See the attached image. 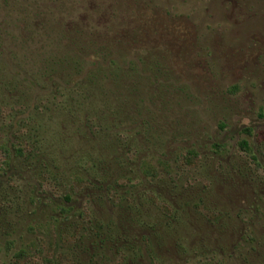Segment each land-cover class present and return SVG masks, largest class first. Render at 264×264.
<instances>
[{"label":"rangeland","instance_id":"374dc122","mask_svg":"<svg viewBox=\"0 0 264 264\" xmlns=\"http://www.w3.org/2000/svg\"><path fill=\"white\" fill-rule=\"evenodd\" d=\"M45 27L57 29L64 45L83 44L78 57L88 62L85 73L96 45H112L111 56L125 61L127 71L133 62L135 81L122 69L123 81L109 89L126 92L122 102L133 89L134 102L129 114L115 118L118 128L95 139L85 128L69 134L59 125L66 113H48L44 120L55 119V129L62 127L71 140L48 150L62 183L54 173L38 174L39 156L32 165L15 158L11 169L1 172L0 264H45L58 206L117 224L124 215L115 201L134 209L130 235L133 248L141 247L125 264H264V0H0V74L17 66L15 55L31 67L40 53H52ZM31 31L33 39L27 38ZM108 96L109 103H119ZM30 97L35 105L41 99L39 93ZM0 108L9 109L1 102ZM1 109L0 125H9L11 118ZM90 119L96 125L99 118ZM3 131L0 139L11 138L12 129ZM242 140L249 142L250 155ZM215 143L225 146L221 153H215ZM188 150L201 155L192 174L180 171L177 162ZM86 153L104 162L98 172ZM86 171L101 175V189L83 190L67 203L64 187ZM38 180L45 195L36 192ZM111 181L118 189L110 191V200L104 188ZM174 182L182 188L173 190ZM149 194L174 209L172 227ZM151 227L158 228V239ZM148 234L146 247L142 236ZM114 248H105L102 258L69 252L76 262L67 264H124ZM20 251L25 256L17 261Z\"/></svg>","mask_w":264,"mask_h":264},{"label":"trees","instance_id":"16d2710c","mask_svg":"<svg viewBox=\"0 0 264 264\" xmlns=\"http://www.w3.org/2000/svg\"><path fill=\"white\" fill-rule=\"evenodd\" d=\"M46 29L47 33L45 37H48L50 44L52 43L51 45L55 47L54 50L50 49V51L52 50L51 54L46 55L40 53L38 55L40 57L39 59H31L30 63L34 64L31 67L23 65L22 61L24 62L26 60L19 56L21 61L15 55L13 64L17 66L11 67V73L9 74H0V102L9 108L0 109L3 112L6 111L7 113L3 114H7L11 118L9 119V125L1 123L0 132L6 133L3 130L7 128L13 130L11 138L9 136L5 139L4 136L0 139V153L2 158L0 159L2 161L0 177L11 169L15 158H19L21 163L32 165L30 163L31 160L39 156L38 174H42V171L50 172L51 174L54 173L58 176L56 181L59 184L62 183L60 182L62 179L59 177L62 172L51 158V152H48V150L50 151L49 148H59L58 144H61L62 147L64 146L63 141L65 143L68 141L71 142L69 140L70 138L66 137L67 131H69V134L70 132L79 134L85 131V128L88 130V132L85 131L86 136H92L91 139L101 137L102 134L108 135L110 131H113V128H118V125L115 124L117 115L129 114L126 113V109H129V102H134V90L132 89L128 92L127 97H125L126 102H122L123 95L125 96L126 92L122 93L118 87L109 89V86L112 84L118 86L123 81V77L120 74L122 69L127 71L126 68H123L125 61L120 63V59L116 60L111 56L113 52L112 45L102 47L96 45L95 50L93 49L91 51L93 53L90 61L91 68L85 73L88 62L84 58L81 59L78 57V53H80L78 50L81 47L84 49L83 44L76 45L75 48L72 47V44L70 46L69 44L64 45L62 43L63 40L58 39L57 29L52 30L51 27ZM31 32L32 34L28 35L27 38L33 39L34 33L33 31ZM48 46L49 44L41 46L39 49L46 50ZM133 64V62L129 63L128 71L125 74L130 75L133 81H135L134 75L136 73L134 71L136 68H134L135 65ZM35 65H37L36 70H34ZM45 91L52 92L47 94ZM34 93H39L38 98H41L36 105L33 104V100L30 97ZM108 95L115 96L119 100V103L117 105L114 101L109 103L108 100H105L110 98ZM139 109L138 105L136 107L137 113L140 112ZM48 113H51L53 116L66 113L68 117L65 118V121L60 122L59 125L67 128V131L64 133L61 132L60 129L62 127L56 130L54 126L55 119L47 123L44 118H48ZM94 115L99 118L96 125H93L90 119ZM35 116L44 122L35 120ZM111 117H113V123H111ZM120 122L123 123V120L118 121V123ZM134 125H138V123ZM141 125L145 128L149 126L146 122H142ZM240 146L245 153L250 155L251 149L247 140H242ZM213 147L216 150V154L221 153L225 148L224 145L218 143H215ZM84 154L78 157V159H82ZM84 158H89L90 163H93L94 172L98 170L100 165L104 164V162L96 161L95 157L89 153H86ZM177 162L180 164V171L184 172L185 170L186 173L192 174L197 171L201 164V155L195 150H188L185 153L179 154ZM105 164H107L106 161ZM89 171H86L88 174L86 177L77 175L74 178L73 185H66L64 187L66 194H63V198L67 203L70 204L72 202V196L82 193L83 190L91 191V189H101V184H103L101 175L96 177L95 173ZM105 174H107L106 170L104 171V176ZM153 174V178H159L156 173ZM19 175L21 176V173ZM10 179L8 178V181ZM39 180L35 187L37 189L36 192L38 195H45L46 192L42 190L45 184ZM173 184L174 186H171L173 190L181 187L177 182ZM59 185L61 186V184ZM92 186L94 188H90ZM112 189L115 191L118 189L116 181H111L104 188L107 198ZM88 195H92V193L89 192ZM50 196L56 198V195L52 193H50ZM148 197L167 216V227H172L175 222L174 220L177 218L174 209L173 214L172 209L167 203L160 202L153 194H149ZM33 199L32 202L35 201V198ZM108 199L111 200V198ZM114 205L119 206L122 210L121 213L124 215L119 218L120 221L117 224L96 218V216L87 210L75 211L73 206H58L57 211L55 210L56 212L54 211L55 213L51 216V222L54 228V240L52 241L53 237L49 236L52 247L44 258L45 264L75 263V259L71 258L69 252H74L77 255L88 254V256L93 258L98 256L102 258V253L105 251V248L111 245H114L115 254L120 255L122 263L133 261L135 257L132 256L141 254V247H136V250L133 248L136 242L131 239L130 235L134 230L129 227L132 226L131 221H134L133 218H135L134 209L128 210L129 207H132L130 203L125 207L120 202L117 203L115 201ZM147 230H150V227L145 231ZM150 232L154 234L156 239L160 237V235L156 234L158 228L151 227ZM150 237L151 235L149 234L142 236L143 245H146V247L150 243ZM145 241H147V244H145ZM129 252H133L134 254L132 253L130 255ZM24 256L25 251H20L15 255V260L19 261Z\"/></svg>","mask_w":264,"mask_h":264}]
</instances>
